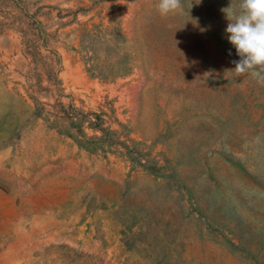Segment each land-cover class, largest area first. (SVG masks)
Wrapping results in <instances>:
<instances>
[{"label":"rangeland","instance_id":"obj_1","mask_svg":"<svg viewBox=\"0 0 264 264\" xmlns=\"http://www.w3.org/2000/svg\"><path fill=\"white\" fill-rule=\"evenodd\" d=\"M157 3L0 0V264H264L239 0Z\"/></svg>","mask_w":264,"mask_h":264},{"label":"clouds","instance_id":"obj_2","mask_svg":"<svg viewBox=\"0 0 264 264\" xmlns=\"http://www.w3.org/2000/svg\"><path fill=\"white\" fill-rule=\"evenodd\" d=\"M155 9L161 18L184 11L181 0H158ZM222 11L230 21L225 29L228 42L241 57L233 61L235 68L230 72L236 77L250 74L264 84V0H239L236 10L229 7Z\"/></svg>","mask_w":264,"mask_h":264}]
</instances>
